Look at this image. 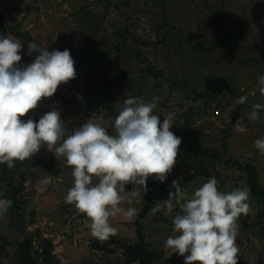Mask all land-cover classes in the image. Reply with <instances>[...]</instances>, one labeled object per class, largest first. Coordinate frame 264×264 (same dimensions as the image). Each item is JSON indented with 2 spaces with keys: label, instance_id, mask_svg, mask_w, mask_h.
Instances as JSON below:
<instances>
[{
  "label": "rangeland",
  "instance_id": "rangeland-1",
  "mask_svg": "<svg viewBox=\"0 0 264 264\" xmlns=\"http://www.w3.org/2000/svg\"><path fill=\"white\" fill-rule=\"evenodd\" d=\"M96 1L0 0V28L6 24L14 26L13 16L20 23L19 30L29 31L37 45L49 51L68 49L77 58L76 77L59 85L51 98H43L22 119L33 116L38 122L41 115L55 107L61 111V120L69 132L90 117L109 128L125 99L139 97L151 102L159 97L154 114L160 115L161 123L163 115L169 116L173 124L170 131L181 138L176 163L166 180H178L188 199L211 177L218 180L220 192L235 188L249 191L241 168L226 160L248 161L244 157L248 153L254 156V140L264 138V109L258 110V120L247 118L254 104H264L257 84L258 77L264 75V0H112L119 3L111 6L118 15H130L128 23L125 15L116 16L112 9L107 14L105 4ZM36 5L40 16L34 19L29 11ZM108 15L120 24L121 33L117 26L100 22V17ZM131 23L134 26L129 27ZM2 37L22 42V66L39 54L28 55L26 38L8 31L0 34ZM84 49L88 54L95 49L105 52L104 61L98 59L95 68L91 67ZM105 69L109 71L103 73ZM108 81L112 82L105 85ZM253 89L255 95H248L243 104L237 103L240 96ZM64 99L73 103L68 105ZM99 107L108 112H97ZM236 109L238 116L234 119ZM216 111L219 115L212 118ZM34 157L41 161L22 167L26 179L21 182V190L14 191L5 183L0 185V200H7L8 193H14L22 201V209L13 215L9 209L0 214V264H17L18 246L26 237L32 240L30 250L35 257V250L39 249L37 230L52 240L53 260L61 264H121L124 246L136 240L132 220L119 214L112 217L110 223L116 234L106 245L93 238L86 227L88 218L64 200L74 182L72 169L65 166L63 158L57 160L46 146ZM255 165L259 182L264 184V155L257 154ZM193 172L197 174L181 182ZM47 176H52V183L42 185L40 182ZM132 190L121 194L128 196ZM170 190L175 191L171 186L152 187V192L159 193L153 205L160 197L166 200ZM144 193L130 197L132 203L124 202L121 207L139 211ZM255 200L249 193L250 212L237 221V264H264V234L258 233L264 229V216L257 217L260 201ZM179 211L173 200L171 211L162 205L161 211L155 215L148 211L140 220L147 248L160 258L156 264H172L169 259L179 256L171 255L164 247L166 239L176 235L172 221ZM16 213V224H22L19 227L10 225L12 220L14 224ZM94 242L102 244V248L93 249Z\"/></svg>",
  "mask_w": 264,
  "mask_h": 264
},
{
  "label": "clouds",
  "instance_id": "clouds-1",
  "mask_svg": "<svg viewBox=\"0 0 264 264\" xmlns=\"http://www.w3.org/2000/svg\"><path fill=\"white\" fill-rule=\"evenodd\" d=\"M22 49L20 40L0 38V164L12 169L16 161L33 158L45 146L57 160L63 158L74 178L65 203L84 214L91 236L104 242L116 234L110 223L112 217L119 214L130 221L138 214L136 208L124 209L121 204H131L130 197L146 192L149 177L164 182L172 172L181 138L170 131L173 124L169 116L163 115L161 123L160 115L154 114L159 97L151 102L139 97L125 99L109 128L90 117L69 132L61 111L55 107L41 115L38 122L31 117L22 119L43 98H51L59 85L76 77L70 50L49 51L29 41L28 55L39 54L22 66ZM257 84L264 96V75L258 77ZM255 94L253 89L240 96L237 103L243 104L248 95ZM260 109L264 104H254L247 118L258 120ZM253 146L264 155V138L254 140ZM247 155L251 157L252 153ZM52 179L47 176L40 183L46 186ZM129 183L133 190L128 196L122 195ZM217 185L218 180L211 177L188 199L179 181L173 180L175 191L170 190L163 200L169 211L173 200L180 209L172 221L176 235L169 236L164 247L171 255L183 256L184 264H237V221L250 212L249 191L235 188L220 192ZM11 204V200H0V214L6 213ZM161 207V201L156 202L152 215Z\"/></svg>",
  "mask_w": 264,
  "mask_h": 264
},
{
  "label": "trees",
  "instance_id": "trees-1",
  "mask_svg": "<svg viewBox=\"0 0 264 264\" xmlns=\"http://www.w3.org/2000/svg\"><path fill=\"white\" fill-rule=\"evenodd\" d=\"M42 3V0H39ZM95 0H93L94 2ZM97 3H99L100 5L105 4L106 6V13L108 14L109 9H112L114 11V14L116 16H123L125 15V17L127 18V23L129 21V16L130 15H126V14H117V9L115 7H111L113 6H117L119 3H114L112 0H97ZM83 4V2H82ZM51 7V6H49ZM82 7V6H81ZM80 7V8H81ZM35 8H37V11H35ZM37 5L34 8H29L26 7V9L29 11V13H32L35 17L40 16V11ZM79 8V9H80ZM85 7H82V9H84ZM130 11V10H129ZM132 14V13H131ZM37 15V16H36ZM114 18V17H113ZM100 22L105 21L107 24H110L113 28H117L120 29L119 33H121V26L120 24L118 25L116 22V19L114 18L115 21H111L110 16L108 15L107 17H100ZM11 20L14 22V26L12 25H3V28H0V34H4L6 31H8L9 33H12L14 36L17 37H21V38H26V41L29 42H35L34 39L30 38V33L29 31L26 32H22L21 30H19V22H15V18H13V16H11ZM37 21V20H36ZM101 26V24L99 23V27ZM130 26H134V23L129 24ZM159 28V26H157ZM156 27V30H157ZM164 37L161 39V41L163 40ZM25 40V39H24ZM37 42V41H36ZM164 43V42H163ZM38 45H40L38 43ZM42 47V46H40ZM79 51V49H78ZM99 49H95L93 51L92 54H88L86 52V50H83V54L89 56L90 59V65L91 67L95 68L96 65V60L100 61L101 63L104 61V53ZM82 54V56H83ZM92 55H96V56H92ZM72 56V54H71ZM72 58L74 60H77V58L74 57V55L72 56ZM101 59V60H100ZM74 67H75V62H74ZM112 67V65H109V70ZM105 69L103 70V73H107L109 70ZM108 70V71H107ZM153 74H156V72L154 71ZM112 81H108L105 83V85L111 83ZM154 87H156L154 85ZM64 101H66V104L70 105L73 102H70V99H64ZM86 101V100H85ZM84 101V104H86ZM88 104V103H87ZM162 104L165 105V103L163 102ZM166 106V105H165ZM87 109H92L91 107H87ZM85 108V109H86ZM98 108V107H97ZM102 108V107H99ZM94 110V109H92ZM97 112L102 113H107L108 110L103 111H99L97 110ZM217 112V111H216ZM235 113V112H234ZM219 114L217 113L216 115L214 114V116H212V118L218 116ZM234 115V114H233ZM29 117V116H28ZM32 119H36L33 116H30ZM258 150L255 149V154L254 156H246L244 157L245 159H249L248 161L245 160L243 163L237 161V158H235L234 160L231 161V158L227 159L226 162L229 165L232 166H237L238 168H241L242 172L244 173L245 176V183L249 189V193L250 195L256 199L260 201V207L257 210V217H262L264 216V184H261L259 182V175L256 169V156L258 154ZM242 158V159H244ZM239 160V159H238ZM41 160L37 159L35 157L30 158V159H25L24 161H16L15 162V167H13L12 169H9L7 167V164H0V185H2L3 183L9 185L12 190L14 191H18L22 189V184L26 179L25 177V172L22 171V167H28V166H32L35 165L37 163H39ZM45 165H48L47 163H45ZM15 174H17L18 179L16 180V176ZM196 172L190 174V175H186L183 177L181 182H187L188 180H190L193 176H195ZM14 181H18L19 184H15ZM172 181L173 180H166L164 182H160V181H156V180H149L146 182L147 184V191L144 193L145 194V199L143 201V204L141 207H139V211L138 214L132 219V223L135 226V230H136V240L132 243V244H127L125 247V249L123 250V254H124V261L121 264H156L158 261V254L154 251V250H150L147 248V244L145 241V237H144V224L142 222H140V220L148 213V211H151V208L153 207V199L155 198V196H159L158 192H152V187H158V188H165V187H170L172 185ZM180 183V182H179ZM131 188H133V185L131 183L127 184L125 186V191H129ZM7 200H11L12 204L11 206L8 208L10 212H12L11 214L13 215L17 210L22 209V201L19 200L14 193H8L7 196ZM255 200V201H256ZM158 201H161V203H163V199L160 197ZM163 205V204H161ZM18 213L15 214L14 217V224H13V220L11 221V224L13 227H19L21 226V222H17V216ZM258 233L260 235L264 234V229H262L260 232L258 231ZM36 234L38 236L39 239V249L35 250V257H33V254L30 250L31 246H32V240L30 238H25L22 242H20L19 246H18V250H17V256L15 257L16 263L17 264H61L60 261L57 260H53V244H52V240L47 238V237H43L41 235V232L39 230L36 231ZM112 237V236H110ZM109 237L108 240L104 241V245L108 244L109 240L111 239ZM114 241V240H113ZM118 242V241H115ZM93 249H98L100 250L102 248V244H99V242H94ZM160 259V258H159ZM170 261H173L172 264H184V257L183 256H177V258H170ZM167 261V260H166ZM240 264H243L242 262H240Z\"/></svg>",
  "mask_w": 264,
  "mask_h": 264
},
{
  "label": "water",
  "instance_id": "water-1",
  "mask_svg": "<svg viewBox=\"0 0 264 264\" xmlns=\"http://www.w3.org/2000/svg\"><path fill=\"white\" fill-rule=\"evenodd\" d=\"M238 116V109L235 110L234 119ZM233 122V121H232Z\"/></svg>",
  "mask_w": 264,
  "mask_h": 264
},
{
  "label": "built area",
  "instance_id": "built-area-1",
  "mask_svg": "<svg viewBox=\"0 0 264 264\" xmlns=\"http://www.w3.org/2000/svg\"><path fill=\"white\" fill-rule=\"evenodd\" d=\"M100 111H105L106 109H103V108H99ZM217 114V112H215V115Z\"/></svg>",
  "mask_w": 264,
  "mask_h": 264
},
{
  "label": "crops",
  "instance_id": "crops-1",
  "mask_svg": "<svg viewBox=\"0 0 264 264\" xmlns=\"http://www.w3.org/2000/svg\"><path fill=\"white\" fill-rule=\"evenodd\" d=\"M196 174H197V173H196ZM196 174H195V175H196Z\"/></svg>",
  "mask_w": 264,
  "mask_h": 264
}]
</instances>
